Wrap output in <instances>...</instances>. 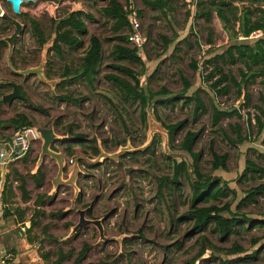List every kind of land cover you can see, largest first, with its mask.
<instances>
[{
	"label": "rangeland",
	"instance_id": "374dc122",
	"mask_svg": "<svg viewBox=\"0 0 264 264\" xmlns=\"http://www.w3.org/2000/svg\"><path fill=\"white\" fill-rule=\"evenodd\" d=\"M108 1L39 0L26 3L29 5L24 4L21 11L25 7L27 14L40 22L49 42L40 49L30 25L23 23L25 32L11 55L16 68L12 63L9 68L7 66L9 48L0 49V139L15 135L14 128L6 122L17 114H25L35 127L54 129L59 141L71 143L74 153L68 157L59 141L52 145V150L66 159L61 176L58 160L50 155L42 157L43 140H32L28 154L18 161L27 179L38 169H42L44 175L41 189L36 188L33 180H28L33 202L27 207L34 210L35 202L41 197L45 202L41 209L47 217L37 218L41 224L29 235L35 240L42 263V255L57 252L59 246L66 251L75 248L79 252L88 245L82 264H221L225 261L264 264V192L253 202L237 209L249 191L264 184V178L258 175L242 177L247 161L264 168V130H260L257 121L261 117L264 123L259 111L260 108L264 110V78L243 85L241 94L233 85L227 95L216 94L210 87L214 80L206 79L213 69L206 61L224 53L231 41L215 13L209 24L194 17L195 0H173L171 9L165 13L148 7L145 4L148 0H117L125 9L141 12L140 21L146 39L139 51L145 63L141 83L153 92L163 89L169 92L155 99L144 124L140 104L125 99L107 78L109 74L126 78L113 68L114 62L109 60L112 44L107 39L114 36H111L110 27L105 26L102 13ZM76 11L91 14L94 19L85 20L87 34L83 36V47L71 50L65 46L62 57H59L51 51L56 37V25L52 21H59L65 14ZM9 14L14 15L11 9ZM19 20L22 22L23 18ZM209 27L214 31L212 37ZM9 28L10 31H0V38L13 34L15 27L10 24ZM238 28L235 26L236 31ZM122 34L128 35V32ZM92 35L102 40L104 56L98 81L91 87L82 80L64 78V74L66 67L72 71L79 69ZM263 36L261 32L256 33L250 41L253 43ZM162 37L171 42L169 47L166 48ZM238 40L244 39L240 36ZM192 63L197 64L198 71ZM121 64L137 73L142 72L141 67L130 62ZM222 66L225 74L241 82L240 70L245 69L242 64ZM182 76L192 85L186 96L183 95ZM8 82L17 84L23 99L3 103V97L14 90L7 86ZM195 93L205 104L207 112L203 116L201 111L196 112L195 103H188L186 98ZM68 95L79 102L62 98ZM247 96L251 99L250 105L246 103ZM214 106L238 110L240 116L225 118L219 126H213ZM179 123L184 124L177 131L175 142H170L166 127ZM238 130L243 142H239ZM188 132L199 134L194 152L201 153L198 160L201 172L227 181L235 192L222 205L232 203L234 212L255 221L252 226L243 220L225 239L209 227L202 235L216 250L209 248L200 257V235L194 232V223L184 218L192 205L194 161L179 147ZM77 136H83L86 146L79 145ZM92 147L100 150L98 157L92 156ZM213 151L228 156L227 170L212 172ZM181 162L189 166L190 179L182 176L175 182L173 165ZM126 169H133L130 175L126 174ZM164 177H169L170 181L160 191L158 180ZM90 207L92 212L88 219L109 217L104 230L112 241H102L98 228L92 224L85 225L77 234H71L72 228L79 223L78 211ZM224 215L229 217L228 213ZM46 225L50 227L49 235L58 242L43 237L42 229ZM235 243L245 250L244 254L227 255V250ZM75 257L67 264H74Z\"/></svg>",
	"mask_w": 264,
	"mask_h": 264
},
{
	"label": "trees",
	"instance_id": "16d2710c",
	"mask_svg": "<svg viewBox=\"0 0 264 264\" xmlns=\"http://www.w3.org/2000/svg\"><path fill=\"white\" fill-rule=\"evenodd\" d=\"M51 1L55 2V0ZM172 3L173 0L145 1V4L148 7L153 10H159L162 13L170 10ZM236 3L242 4V6L239 7ZM245 4H248V6ZM24 6H26V4ZM195 8L194 17L204 19L209 24L212 23V18L215 13L224 25V29L228 32L231 41L230 46L224 53L216 55L206 61V64L213 67L212 71L206 78L208 81L214 80V83L210 86L211 89L216 92V94L223 96L229 93L231 86L233 85L239 88V94H241L243 85L255 82L257 78H264V36L256 39L253 43L250 41V38H252L254 34L260 32L264 34V0H195ZM130 12V9H125L117 0H109L106 6L102 9V13L106 19L105 26L110 27L109 31L112 34L111 36H114L113 38L110 37L107 39V42L112 44L109 60L114 62V69L126 75L125 78L115 74H109L107 75V78L117 86L125 99L140 104L142 122L145 124L148 118V109L152 106L155 99L162 95L169 94V92L166 89H163L161 92H153L147 90L144 87V84L141 83V78L144 77L145 63L143 58L139 55L141 49L130 47V44L128 43V35L132 32ZM138 14L141 16V12H138ZM189 16H191V14ZM17 17H22V22L30 25L31 34L37 39L40 49H42L49 42V39L46 38L40 22L24 13H21ZM86 19H94V17L91 14H86L84 11H76L65 14V17L59 21L53 20V25H56V37L53 41L51 51H55L59 57H62L63 47L65 46L69 47L71 50L81 49L84 45L83 36L87 34ZM237 25L239 28L236 31L235 26ZM208 30L211 34L210 37H212L214 32L213 28L209 27ZM124 31H127L128 35H123L122 33ZM240 36L243 37L244 40H238ZM162 39L166 43V48L169 47L171 42L165 37H162ZM209 44H212V38L209 39ZM0 47H7V44L1 42ZM103 56L104 47L102 40L95 35L90 36L89 44L82 58L81 66L75 71L66 67L64 78L72 77L73 80H82L89 86H94L100 76V66ZM123 62H130L141 67L142 72L137 73L131 68L123 66L121 64ZM11 63L13 67L16 68L14 60H12ZM238 63L242 64L245 68L240 70V83L234 77L225 74L222 66L227 64L236 65ZM192 67L196 71L199 70L196 63H192ZM209 68L210 67H208V69ZM182 82L184 85L183 95L186 96L185 94L192 88V85L184 76H182ZM62 98L75 103L79 102V100L74 99L72 95L63 96ZM186 98L188 99V103H195L196 112L201 111V116L206 114L207 110L205 104L197 93L192 97ZM250 102L251 99L247 96L246 103L250 105ZM35 107L40 111H44L40 106L35 105ZM259 111L261 112L262 117H264V110L260 108ZM235 115L240 116L238 110L230 111L214 106L212 112V125L219 126L223 119L231 118ZM257 121L260 130H264V123H262L261 117H258ZM6 123L14 128L16 134L23 130L35 127L34 123L31 122L25 114H17ZM183 124L184 123H179L166 127L169 132L170 142H175V135ZM15 135L9 137V139L12 140ZM198 135L199 134L195 132H188L181 142L179 149L188 153L194 161V170L192 172L194 181L191 183L192 205L184 218H187L194 223V232L200 235L199 241L202 243V249L199 254L200 257L203 256L209 248L216 250V247L202 235L209 227L213 228L212 230L216 235L225 239L232 235L234 228L241 225L243 220H246L252 226L255 224V221L247 219L246 215L239 213L238 211L234 212L232 210V203L222 205V202L224 200H229L231 194H235V192L230 189L227 181H222L218 177L203 174L201 172L198 166V160L201 153L194 152V145ZM237 136L239 142H243L240 130L237 131ZM76 138L79 145L86 146V143L83 141V136H77ZM59 143L62 147H65L68 157L74 155L71 143H64L61 141H59ZM91 151L93 157H98L100 155V150L96 147H92ZM212 156V172L227 170V155H219L213 151ZM173 171V179L175 182H177L182 176H186L190 179L189 166L184 162L174 163ZM247 175H250L251 177L258 175L264 178V168L259 167L254 162L247 161L242 177ZM16 176L18 177V188L22 193L23 202H31L33 198L32 193L27 189V177L19 174ZM29 178L33 180L37 189H41L44 186L42 169H39L35 175H29ZM169 181V177H164L158 180L160 191L163 190ZM263 192L264 184L252 189L247 193V196L241 201L242 203L237 209L240 210L247 202H253L256 199V196ZM44 205L45 202L42 197L35 202L36 208L31 210L32 217L30 219V227L27 229L28 234H31L36 227L40 226L41 221H36L37 218L47 217L46 212L41 209ZM200 205L205 206L201 207ZM22 212L23 216L26 214L27 209ZM225 213H228L229 217H226L224 215ZM49 229L50 227L48 225L44 226L42 229L43 237L46 240L52 239L48 233ZM29 241L35 243V240L31 238H29ZM51 241L58 242L54 239ZM88 250V245H85L79 252H77L75 248L66 251L64 247L59 246L57 252H48L47 254L42 255V259L45 264H67L76 256L74 264H82ZM244 252L245 250L235 243L231 249L227 250V255L235 256L244 254ZM52 256H55L54 261L52 260ZM221 264H231V261H225Z\"/></svg>",
	"mask_w": 264,
	"mask_h": 264
},
{
	"label": "crops",
	"instance_id": "0c3cea01",
	"mask_svg": "<svg viewBox=\"0 0 264 264\" xmlns=\"http://www.w3.org/2000/svg\"><path fill=\"white\" fill-rule=\"evenodd\" d=\"M66 2L67 0H62ZM29 4H26V6ZM5 12L4 15L11 16L17 19L16 15H10L9 10H12V6L6 1L1 6ZM13 11V10H12ZM21 13L27 14L26 8H23ZM14 14V13H13ZM0 17V31H10V22ZM23 23V22H21ZM6 29V30H5ZM15 31V30H14ZM14 33V32H13ZM12 35V34H11ZM7 36L0 38V41ZM10 37V36H8ZM1 43V42H0ZM5 43V42H4ZM7 47L9 48L8 43ZM3 49V47H0ZM10 54V48L9 53ZM8 64V62H7ZM8 68L11 66V59L9 60ZM12 68V67H11ZM17 71H14L16 73ZM17 74V73H16ZM10 82L7 83V86ZM12 87V86H11ZM4 103V102H3ZM6 104V103H4ZM11 139H0V153L6 152L7 142ZM28 152L21 158L13 161L4 162L3 158H0V258L1 264H43L38 254L35 243L29 241V235L27 229H29L30 219L32 217L31 209H28V204L22 200V193L18 188L17 174L23 176L22 169L20 168V161ZM35 175V174H34ZM27 179V183L28 180ZM31 180V179H30ZM34 183V182H33ZM36 186V185H35ZM29 190V183L27 187ZM33 202V200L31 201ZM25 215L22 216V211L26 210ZM23 218H22V217ZM26 232V233H22ZM45 264V262H44Z\"/></svg>",
	"mask_w": 264,
	"mask_h": 264
},
{
	"label": "water",
	"instance_id": "95a60500",
	"mask_svg": "<svg viewBox=\"0 0 264 264\" xmlns=\"http://www.w3.org/2000/svg\"><path fill=\"white\" fill-rule=\"evenodd\" d=\"M7 3H9L12 6V10L14 15L18 16L21 14V8L23 7L24 4L26 3H31L34 0H5ZM39 1V0H35ZM5 20L10 22L14 27L15 31L10 37H6L2 39L0 42H5L8 43L9 48H10V55H9V60L11 59V55L14 53L16 45L19 41V38H21L25 32V25L21 22H19L17 19L4 15L3 17ZM17 74H20V72H16ZM10 86L13 87V92L10 94H7L3 97V102L6 104H11L13 101L17 99H23V95L20 92L19 87L17 84L10 82ZM35 132L37 135V138L39 140H43V148H42V157L44 155H50L58 160V163L60 165V176L63 174V168L64 165L66 164V159L61 153H56L52 150V145L57 143L59 141V137L54 131V129H44V128H38L35 127ZM39 167H37L38 169ZM39 170V169H38ZM133 169H126V174L130 175ZM38 172V171H37ZM80 172V171H79ZM78 172V173H79ZM80 174V173H79ZM78 174V175H79ZM91 207L86 209V210H79L78 214L80 215L79 223L72 228L71 234H77L80 232V230L85 226V225H95L99 232H100V238L104 242H110L112 241L111 239L107 238L105 235V230H104V223L108 220L109 217L99 219V220H90L88 219V213L91 211Z\"/></svg>",
	"mask_w": 264,
	"mask_h": 264
},
{
	"label": "built area",
	"instance_id": "2783aa9c",
	"mask_svg": "<svg viewBox=\"0 0 264 264\" xmlns=\"http://www.w3.org/2000/svg\"><path fill=\"white\" fill-rule=\"evenodd\" d=\"M5 0H0V17L4 15V11L1 6ZM32 2H36L35 0ZM130 20L132 25V32L128 35V43L137 49H142L146 43L145 35L142 30V25L140 21V16L137 11L133 8L130 9ZM16 137L11 141L7 142L6 152L0 153V158H3L4 162L17 160L23 157L30 150V143L32 140H37V135L35 132V127L23 130L15 135ZM32 138V139H31ZM72 164L73 161L70 160ZM1 264V258H0Z\"/></svg>",
	"mask_w": 264,
	"mask_h": 264
},
{
	"label": "flooded vegetation",
	"instance_id": "af4514ba",
	"mask_svg": "<svg viewBox=\"0 0 264 264\" xmlns=\"http://www.w3.org/2000/svg\"><path fill=\"white\" fill-rule=\"evenodd\" d=\"M20 89V88H19ZM20 92H21V90H20ZM22 94V93H21ZM92 212V210L91 211H89V213H91ZM89 213H88V215H89Z\"/></svg>",
	"mask_w": 264,
	"mask_h": 264
}]
</instances>
